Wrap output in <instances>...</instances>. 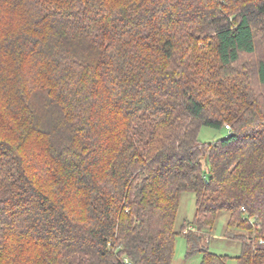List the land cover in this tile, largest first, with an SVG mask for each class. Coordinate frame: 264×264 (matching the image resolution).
Listing matches in <instances>:
<instances>
[{
	"label": "trees",
	"instance_id": "1",
	"mask_svg": "<svg viewBox=\"0 0 264 264\" xmlns=\"http://www.w3.org/2000/svg\"><path fill=\"white\" fill-rule=\"evenodd\" d=\"M260 43L264 0H0V264H226L220 211L264 264Z\"/></svg>",
	"mask_w": 264,
	"mask_h": 264
},
{
	"label": "rangeland",
	"instance_id": "2",
	"mask_svg": "<svg viewBox=\"0 0 264 264\" xmlns=\"http://www.w3.org/2000/svg\"><path fill=\"white\" fill-rule=\"evenodd\" d=\"M264 54V44L260 43L258 52L250 56L253 60L259 58L260 55ZM1 107V105H0ZM226 130L220 129L215 130L202 126L199 130L198 138L200 141L209 142L214 141L219 137H222ZM195 212V197L191 192H183L180 198L178 212L175 220V227L177 228L183 218L191 219ZM228 212L220 211L215 220L213 229L209 235H205L200 239L199 244H204L209 247L210 251L218 254L228 255L226 264H236L235 256L240 252V243L236 240H231L225 235L227 227ZM235 232H237L235 230ZM187 247L186 241L181 235L175 237L174 242V255L171 264H199L201 259L200 253H195L193 256L186 258Z\"/></svg>",
	"mask_w": 264,
	"mask_h": 264
},
{
	"label": "built area",
	"instance_id": "3",
	"mask_svg": "<svg viewBox=\"0 0 264 264\" xmlns=\"http://www.w3.org/2000/svg\"><path fill=\"white\" fill-rule=\"evenodd\" d=\"M225 128H226V129H229V126H228V125H225ZM242 209H244V208L242 207Z\"/></svg>",
	"mask_w": 264,
	"mask_h": 264
}]
</instances>
